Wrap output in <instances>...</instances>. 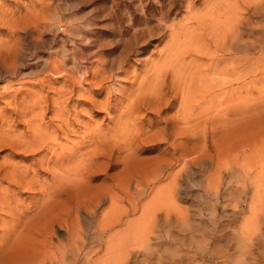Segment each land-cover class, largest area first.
<instances>
[{
    "label": "bare ground",
    "instance_id": "6f19581e",
    "mask_svg": "<svg viewBox=\"0 0 264 264\" xmlns=\"http://www.w3.org/2000/svg\"><path fill=\"white\" fill-rule=\"evenodd\" d=\"M13 1L15 4L17 0ZM17 5L20 4L16 3L15 8L20 9L21 6L19 8ZM3 11H0V24L8 29V33L11 34L9 36H14L19 26L15 22H19L16 19L20 17L22 11L10 12L7 7L3 8ZM22 25L20 26L23 27ZM223 26L222 31L225 35L219 41L223 51L230 54L232 44L230 42H233L240 54L245 53L249 44L247 46L246 37L240 32L243 30H240L239 23L233 27L229 24H223ZM196 33L194 34V31L191 34L183 33L184 40L177 38L168 46L166 45L159 53L158 66L154 64L152 68L149 67L148 70L143 71L141 77L132 74L130 70L127 71L131 73L130 79L135 89L124 101L122 100L120 110L115 109L116 111L113 112L110 110L111 116L114 114L115 118L110 117L112 126L107 134L102 131L95 134L93 131L89 134L87 130L88 134L84 133L79 139L76 137L78 140L75 137L76 140L65 136L62 139L49 131L48 133L37 132L38 134L33 135L23 133L15 137L10 136L6 140L0 136V145L6 143L7 147L8 143L10 149L8 158H3L4 160L0 162V250L4 247H8L7 250L20 247L19 251L9 252L8 255L3 256L8 262L16 264L21 261L34 264H53V261H56V264H137V261L141 260V264H149L153 258V250L156 248L154 246L160 244L161 239L168 238L167 233L171 229V222L167 216L174 212L173 220H175L176 228L182 231V235L171 236L170 240L176 245L191 247L183 256L185 263L197 264L195 254L206 252L204 244L210 240V235L206 232L201 238L200 232L202 230L204 233V229L196 226L197 224L193 222V219L196 220L194 216H201L203 212H206L215 219V212L218 209L216 202L220 198L219 187H226V195L240 196L247 193L246 185L230 187L228 182L222 180L221 172L228 169L231 171L236 165L237 178L243 175L249 154L256 163L260 162L259 164L262 165L264 133L262 131L261 134L259 125L254 127L255 131L249 133L247 111L244 110L243 104L244 111L241 110V106H238L242 101L244 102L243 90L247 84L245 73L243 74L245 60L242 57H240L241 60H237V63L240 66L239 72L242 73L240 78L244 79L241 80V85H238L240 92L238 91V97L235 100V102L239 101L236 104L237 109L240 108L239 111L242 112L237 113V118L232 119V122L229 120L231 117H226L228 110L225 112L226 118L214 117L213 123L223 124L220 130L209 125L205 126L208 117L204 120L203 115L211 111L214 114L216 109L212 106V102L217 100L222 92L225 94L224 99L229 97L230 87L227 86L229 81L225 77L228 72L226 69L222 73L225 76L221 75L223 71L215 74L223 77L218 80L216 76H208L212 67L206 68L207 70L202 68L201 70L199 66L195 67L194 64L202 56L213 59L214 55L209 45L207 46L210 50L206 49V44L203 47L198 46L199 38ZM188 39H193V42ZM228 39L230 42H227ZM213 44L215 48L219 47L216 43L212 42ZM6 49L5 51H8ZM166 59L167 62L164 63ZM221 62L229 63L224 59ZM200 66L205 67L202 64ZM169 70H171L170 77L167 73ZM48 78L50 76H47ZM218 87H222L223 91L215 94ZM50 93L43 95L42 99H39L40 102L36 101L38 104H34L41 112L39 117H42L45 110L49 111L50 106L53 114L64 115L62 113L64 107L56 106L59 101L51 97L50 104L46 103L49 101L47 97H50ZM8 99L9 102H7L10 103L12 99L10 97ZM20 99L22 98L18 100ZM173 102H175V108L171 107ZM83 105H86V102ZM30 106L25 105L19 108L20 110L16 108L14 110L17 111L18 116L25 117L35 108L32 106L31 109ZM170 109L175 110L169 115L167 111ZM205 110L208 111L205 112ZM72 111L76 114L74 110ZM201 113H203L201 117L203 125L200 126ZM147 114L148 118H146ZM17 115L15 116L18 117ZM67 121H69L68 118ZM65 123L66 119L62 121V125ZM116 126H120V129ZM35 128L39 130L38 127L35 126ZM146 145L147 148L150 145L161 147L157 148L159 150L155 158L145 160L139 157L138 151L143 150ZM4 147L2 150L8 151V148ZM198 153L200 161L198 166H195ZM188 154L191 155L190 160L184 158V155ZM208 162L213 172L204 178L203 185L201 180L197 181L200 177L196 179L195 174ZM189 167L194 168L189 169ZM160 182L165 183L155 191L154 184H160ZM197 186L202 189L203 195L208 200L202 201L203 204L192 212L182 211L181 213L177 210L176 204H174L176 208L171 209L178 195L190 196L193 193V187ZM23 194H27L29 200L22 199ZM143 195L144 199L149 198V201L139 207ZM251 198L261 202L264 199V185H254ZM104 205L107 206L104 207ZM138 210L140 216L135 219L134 215ZM249 210L251 214H254L244 224H257L264 221V209L260 204H251ZM161 212L167 217L162 218V222L158 219L162 216L159 214ZM232 212L235 214L237 211ZM187 214H190L192 219L185 217ZM5 219L10 220L9 225ZM215 223L216 221L213 222ZM249 232L250 230L244 225L233 231V237L239 243L241 256V262L234 264H250L247 256H252L254 253L247 244V240H252ZM14 233L17 237H11ZM252 233L256 235L257 232ZM165 249L166 256L163 259L159 258L158 264H179V261L174 260L179 253H170V247ZM260 249L262 248L258 247V250ZM190 251L194 253L190 255ZM155 252L162 254L164 249L158 248ZM168 253L171 255L170 258L167 256ZM212 254L216 256L219 254L217 247L210 251L209 255ZM226 255L229 256L228 253ZM45 258H50L48 263H44ZM226 259L227 261L224 260L223 263L229 264V259L227 257Z\"/></svg>",
    "mask_w": 264,
    "mask_h": 264
},
{
    "label": "rangeland",
    "instance_id": "374dc122",
    "mask_svg": "<svg viewBox=\"0 0 264 264\" xmlns=\"http://www.w3.org/2000/svg\"><path fill=\"white\" fill-rule=\"evenodd\" d=\"M16 3L20 4L21 8L17 5L20 9L15 8ZM16 3L14 4L13 0H0L1 12H4L5 9L3 11V8L6 7L10 12L22 11L21 18L18 16L16 19L19 22H15L19 26L16 28L18 32L14 36H9L11 34L8 33V29L0 24V54H2L0 55V123L2 122L0 124V136L3 140L23 133L33 135L38 134L37 132L48 133V131L62 139L65 137L69 139L77 137L79 139L84 133L90 134L93 131L94 134L100 131L107 134L108 129L112 126L110 117L115 118L114 114L111 116L112 112L120 110L122 100L124 101L135 89V85L130 79L132 77L131 73L141 77L143 71L148 70L149 67L152 68L154 64L158 66L157 60L160 61V51L166 45L171 44L174 39L184 40L183 33L191 34L192 31H194V34L196 31L198 33H196L199 38L198 46L209 45L213 51L212 55H215V57L212 56L213 62V59L202 56L194 64L195 67L198 68L199 66V69L204 70L212 67L208 76H216L218 80L223 78L221 75L225 76V74H222L224 73L223 70L228 71L225 77L229 81L227 84L230 87H227L230 89H228L230 96L227 97L229 100L224 99L223 89L218 87L219 91L217 90L215 94L222 92L221 95L223 94V96L218 95L220 98L217 97V100L212 102V106H215L216 109L214 114L209 111L210 113L203 115V119L206 120V117H208L209 121L205 122V126L209 125V127H216L217 130H220L223 124L213 123L215 118L231 117L229 120L232 122L237 118V113L240 114L239 112L245 110L247 111L246 119L249 133L256 130L254 129L256 125L260 126L261 134L262 131L264 133V0H17ZM25 10L27 11L25 12ZM238 20L240 21L238 22ZM23 23L24 25H22ZM211 23H213L215 29L211 26ZM236 23H239L240 30H243L240 32L244 33L247 46L248 44L249 46L245 53L240 54V51L235 47V43L230 42L228 39L227 42L232 43L230 52L232 55H230L223 51L219 41L225 35L222 31L223 24H229L230 27H233ZM20 25L25 26V29ZM209 34H211L210 37ZM188 41L193 42V39H188ZM212 42L219 45V47L215 48V44L212 45ZM8 43H11V49ZM190 43L189 46H191ZM5 46H9V48L6 49ZM5 49L8 51H5ZM189 49L191 50V47ZM206 49L205 51L208 50ZM240 57L245 60L243 74L245 73L247 83L244 90L242 89L245 103L242 101L238 105L241 106L242 111H239L240 108L237 109L236 104L239 101L235 102L238 97L237 93L240 92L238 85H241V80L244 79L240 78L242 73L239 72L240 66L237 63L238 59L241 60ZM205 58L207 59L205 60ZM223 59L229 63L221 62ZM166 62L167 59L164 63ZM198 64L205 67L203 68ZM129 70L131 73L127 72ZM220 71H223L221 77L215 75ZM170 72L171 70L167 71L168 77H170ZM47 76H50L48 78L50 81ZM47 93H50V97H47L49 101L46 103L50 104L51 97L56 99L57 102L59 101L56 106L62 105L64 107L62 108L64 115L61 113V115L53 114L50 106L49 111L45 110L42 117H39L41 112L38 108L36 109L34 104H38L36 101L42 99L43 95H47ZM7 96L12 99L10 103H8ZM19 98L22 99L18 100ZM20 101H23L21 102L23 105ZM85 102L86 105H83ZM108 103L109 106H107ZM27 104L31 105V109L32 106L35 107L32 113H29V111V115L25 117L18 116L15 110H20L19 108H23L25 105L28 106ZM242 104L245 107H243L244 110ZM112 105L114 109L111 108ZM171 107H176L175 102ZM174 110H168L167 114H173ZM207 111L205 110V112ZM202 114L199 118V121H201V123L199 122L200 126L203 125ZM35 116L36 118H34ZM148 117L147 114L146 118ZM67 118L69 121H67ZM65 119L66 123L62 125V121ZM35 126L39 128L38 131ZM116 128L120 129V126H116ZM0 146L8 148L7 152L2 150V147L0 148L1 162V160L8 158L7 155L10 149L8 143L7 147L6 143H2ZM157 148L161 147L150 145L147 148L146 145L143 150L138 151V155L141 159H153L158 154L159 149ZM197 157L195 166H198L200 161L199 153ZM165 158L167 159L166 155ZM184 158L190 160L191 155H184ZM262 162V165L259 164L260 162L256 163L249 154V157L246 158L247 166L243 175L237 178L236 165L233 168L231 167V171L228 169L221 172L222 180L228 182L230 187L246 185L248 188L247 193L240 196L226 195V187H219L220 198L216 202L218 209L215 212V219L206 212H203L201 216H194L196 220L193 219V222L197 224L196 226L204 229V233L202 230L200 232L202 233L201 238L206 232L210 235V240L206 242L207 244H204L206 252L199 253V255L195 254L197 264H225L223 261H227L226 257L229 259V264L240 263L239 243L233 237V231L243 225L250 230L252 240H247V244L254 253L252 256H247L248 261L250 264H264V221L257 224H244L254 214H251L249 210L251 204H260L264 209V199L258 202L251 198L253 186L257 184L264 185V161ZM161 165L164 164L161 163ZM192 168L194 167H189V169ZM212 172L213 168L208 162L195 174L196 179L200 177L197 181L201 180L204 185V178ZM164 183L154 184L153 187L156 186L154 190L160 188ZM27 196V194H23L22 199L29 200ZM142 198L139 207L149 201V198L144 199V195ZM205 200L208 199L203 195L202 189L199 186L193 187V193L190 196L178 195L171 209L173 210L174 204H176L177 210L181 213L182 211L192 212ZM233 210L237 212L234 214ZM173 213L171 212L167 216L171 222V229L167 233L168 238L161 239V243L154 246L156 248L153 250V258L149 264H158L159 258L163 259L166 256V247H170V253H179V255H174L175 261H179V264H186L183 256L187 254V249L191 247L176 245L170 240L171 236L182 235V231L176 228ZM159 214L162 215L158 218L160 221L162 218H167L165 217L166 214L162 212ZM188 215L190 216V214H187L185 217L192 219ZM139 216L140 211L138 210L134 218L137 219ZM214 221H216L215 224H213ZM5 222L9 225L10 220L5 219ZM251 231L257 232L256 235ZM11 237H17V235L14 233ZM215 247H217L219 254L210 256V251ZM258 247L262 249L258 250ZM13 248V250H7L8 247H4L0 250V264H16L8 262L3 257L8 255L9 252L20 250V247ZM158 248L164 249V252L162 254L155 252ZM189 253L192 255L194 252L190 251ZM223 253L224 255H222ZM167 256L171 257L169 253ZM49 260L50 258H45L44 263H48ZM32 263L28 261L19 262V264ZM52 263L56 264L57 262L53 261ZM137 264H141V260H138Z\"/></svg>",
    "mask_w": 264,
    "mask_h": 264
}]
</instances>
